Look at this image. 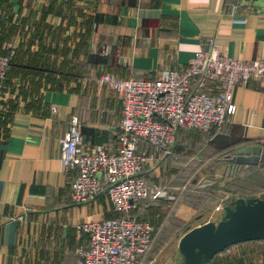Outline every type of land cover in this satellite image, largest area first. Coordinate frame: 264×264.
Listing matches in <instances>:
<instances>
[{"label":"crops","instance_id":"crops-1","mask_svg":"<svg viewBox=\"0 0 264 264\" xmlns=\"http://www.w3.org/2000/svg\"><path fill=\"white\" fill-rule=\"evenodd\" d=\"M231 3L240 4L235 14ZM209 38L230 58L264 59V0H0V41L13 45L0 94V264H77L87 241L79 224L118 212L104 191L79 203L69 196L75 169L60 154L70 115H79L85 149H115L121 99L95 79L181 69ZM232 99L235 111L221 128H182L174 150L188 145V160L212 170L202 189L219 191V182L248 175L260 179L248 196H261L264 161L229 172L225 154L264 143V78L235 84ZM158 159L147 157L142 168L161 187L145 214L187 221L196 210L177 203L180 173ZM225 191L192 225L221 217L232 202L222 199Z\"/></svg>","mask_w":264,"mask_h":264},{"label":"built area","instance_id":"built-area-1","mask_svg":"<svg viewBox=\"0 0 264 264\" xmlns=\"http://www.w3.org/2000/svg\"><path fill=\"white\" fill-rule=\"evenodd\" d=\"M239 7L231 3L229 10L235 14ZM207 44V49L197 51L186 67L163 69L156 77L119 78L102 73L95 79L109 85L121 99L115 149H85L79 115H70L60 154L64 166L75 169L69 196L79 203L104 191L118 212L79 224L87 241L78 249L77 264H141L157 228L150 220L138 218L132 209L138 200L155 199L161 191L143 176L145 159L173 152L176 134L182 128H221L235 111L233 86L264 78V59L230 58L213 38ZM12 48V43H7L6 53H0V94ZM143 142L153 150L142 147Z\"/></svg>","mask_w":264,"mask_h":264},{"label":"rangeland","instance_id":"rangeland-1","mask_svg":"<svg viewBox=\"0 0 264 264\" xmlns=\"http://www.w3.org/2000/svg\"><path fill=\"white\" fill-rule=\"evenodd\" d=\"M187 150L190 151L188 145H183L181 148L175 147L173 152L157 158L161 160L160 162L165 160L166 169L175 168L179 171L180 175L176 181L179 183L181 196L177 203L196 210L195 214L190 215L187 221L177 218L173 214L166 218L162 216L163 218L158 222V229L141 264H174L179 236L188 225L192 226L197 220L208 215L209 212L205 213L210 208L208 204L217 198L216 195L219 194L220 190L222 192L226 190L223 194L226 196H222L223 200L233 201V197L237 193L248 196V191L260 185L259 177L252 178L248 175H238L219 182L216 187L219 188V191L216 189H202L205 175L211 169L205 168L201 159L188 160ZM199 212L204 216L200 218L198 216ZM209 264H264V239L239 241L230 244L216 252L210 259Z\"/></svg>","mask_w":264,"mask_h":264},{"label":"water","instance_id":"water-1","mask_svg":"<svg viewBox=\"0 0 264 264\" xmlns=\"http://www.w3.org/2000/svg\"><path fill=\"white\" fill-rule=\"evenodd\" d=\"M228 171L264 161V143L245 144L226 153ZM264 239V194L237 196L223 206L217 220L207 219L189 226L179 236L174 264H209L212 255L239 241Z\"/></svg>","mask_w":264,"mask_h":264},{"label":"trees","instance_id":"trees-1","mask_svg":"<svg viewBox=\"0 0 264 264\" xmlns=\"http://www.w3.org/2000/svg\"><path fill=\"white\" fill-rule=\"evenodd\" d=\"M20 21V18H17V16L16 17H14L13 18V24L14 23H16V22H19ZM14 26H15V24H14ZM12 32H14V31H11V33ZM7 43H3L2 44V42L0 41V53H6V50H5V45H6ZM11 59H12V57H11ZM11 66H12V61L10 62V67H9V69L11 68ZM9 69L6 71V73H5V75L8 73V71H9ZM246 197V196H245ZM155 199H157V198H155ZM155 199H140V200H138L137 201V203H136V205H135V207L132 209L133 210V213L134 214H136L137 215V217L138 218H142V219H148V220H150L153 224H155V226L156 227H158V222H160V220L162 219V218H159L157 221H155V220H152V219H150L149 217H147L146 216V214H145V211H147L148 210V208H149V206L152 204V201H154ZM235 200V199H234ZM234 200L231 202V203H233L234 202ZM189 227V225L186 227V228H188ZM218 252V251H217ZM216 253V252H215ZM214 253V254H215ZM213 254V255H214ZM212 255V256H213ZM212 258V257H211ZM210 258V259H211ZM210 259H209V261H210ZM208 261V262H209Z\"/></svg>","mask_w":264,"mask_h":264}]
</instances>
